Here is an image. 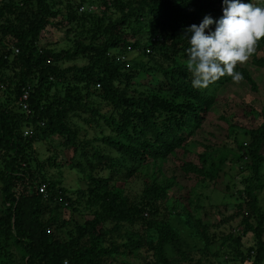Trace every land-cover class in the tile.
I'll return each instance as SVG.
<instances>
[{"label": "trees", "instance_id": "1", "mask_svg": "<svg viewBox=\"0 0 264 264\" xmlns=\"http://www.w3.org/2000/svg\"><path fill=\"white\" fill-rule=\"evenodd\" d=\"M253 2L264 7V0ZM223 8V0H0V264H112L139 251L142 264H196L190 251L179 248L178 231L160 210L169 219L182 218L200 238L201 253L220 240L226 261L264 264V208L256 197L263 185L264 105L262 123L245 133L248 141L237 143L232 155L245 173L243 190L233 200L237 234H209L198 218L199 205L191 213L167 207L173 177H151L137 201L117 186L118 177L127 180L142 167L160 171L157 164L183 149L214 106L216 92L232 81L225 76L207 89H194L185 63V30L205 16L219 20ZM48 26L63 30L66 48L38 44ZM260 52L264 38L250 65L264 67ZM234 71L255 89L245 68ZM53 138L70 158L58 160L54 152L39 157L35 145L54 151ZM199 157L204 165L206 158ZM225 161L211 160L209 166L218 172ZM64 167L80 176L83 187L61 186ZM181 169L200 181L210 177L188 162ZM79 209L89 216L80 223L69 216ZM248 236L250 244L244 245ZM166 247L179 261L166 258Z\"/></svg>", "mask_w": 264, "mask_h": 264}, {"label": "rangeland", "instance_id": "2", "mask_svg": "<svg viewBox=\"0 0 264 264\" xmlns=\"http://www.w3.org/2000/svg\"><path fill=\"white\" fill-rule=\"evenodd\" d=\"M93 8L94 11L95 6ZM38 44L54 50H60L67 46L63 37V30L51 26L46 27L41 32ZM127 55L129 59H132L135 53ZM258 57L262 59L261 62L264 64V52L258 53ZM76 64L79 65L81 62H76ZM238 66L245 68L250 74L255 83V89L250 90L249 86L242 81L227 83L216 92L214 106L206 114L199 129L185 142L183 149L176 150L161 164H157L160 171L147 166L142 167L127 180L118 177L120 183L117 186L123 188V195L130 201H137L140 198L144 182L151 177H155L156 182H163L165 179L173 177L174 185L167 192L168 196L165 203L167 207L174 204L177 207H184L186 211H189L188 213H191L194 207L199 205L198 218L203 224L209 226V234L231 233L235 235L239 232V218L232 219L236 211L233 200L237 198V192L243 190L245 173L239 168L243 163L235 161L232 155L237 154V143L248 141L245 133L256 129L262 123L260 108L264 105V67L250 65L248 60L244 65L238 64ZM50 142L54 148V151L51 152H46L44 146L40 144L35 145L40 158L44 159L52 152L57 155L58 160L70 158V151L62 148L58 144V139L53 138ZM259 152L264 156V143ZM199 156L206 158L204 165L200 162ZM221 157H225L226 161L221 166L220 171L215 172L209 163L211 160L216 162ZM182 162L191 163L196 167L201 166L210 172V177L200 181V178L193 173H184L181 169ZM50 173L54 174L55 170H49ZM261 174L263 185L260 190L256 191V197L258 205L262 209L264 208V161ZM79 177L74 170L67 167L59 170L61 186L67 190L83 187ZM160 214V217L170 220L172 227L178 231L179 248L190 251L191 258L197 262L196 264H239L237 260L235 263L226 261L227 249L221 246L220 240H216L207 246L203 251L205 254L201 253L202 242L200 238L194 231H190L183 225L180 221L182 218L172 216L169 219L164 210H160ZM69 216L72 221L79 223L89 218L87 213L80 209L76 213L75 211L69 213ZM250 240L251 238L248 236L242 239V242L244 245H249ZM143 255V252L139 251L128 257L118 256L115 263L112 264H142L140 256ZM165 256L170 260L179 261L178 254L170 247H166ZM181 264H187V262Z\"/></svg>", "mask_w": 264, "mask_h": 264}, {"label": "clouds", "instance_id": "3", "mask_svg": "<svg viewBox=\"0 0 264 264\" xmlns=\"http://www.w3.org/2000/svg\"><path fill=\"white\" fill-rule=\"evenodd\" d=\"M223 4L219 20L205 16L199 25L192 24L184 33L190 44L186 49V69L197 90L207 89L225 76L233 82L242 81L243 74L234 69L245 64L257 41L264 38V7L253 0H223ZM213 23L214 30L210 27Z\"/></svg>", "mask_w": 264, "mask_h": 264}, {"label": "built area", "instance_id": "4", "mask_svg": "<svg viewBox=\"0 0 264 264\" xmlns=\"http://www.w3.org/2000/svg\"><path fill=\"white\" fill-rule=\"evenodd\" d=\"M85 9H86L87 11H90V10H92V9H94V8H93V6H88V7L85 8ZM83 10H84V7H80V8L78 9V12H81V11H83ZM128 49H129V48L127 47L126 50H128ZM16 52H17V51L14 50V53H16ZM145 53H148V49L145 50ZM26 96H27L26 92H23V94H22V96H21V98H20V106H21V108H22L23 110L26 109V105L24 104V101L26 100ZM23 135H24V136H27V135H28V132L25 131V132L23 133ZM43 191H44V188H43L42 186H40V187L38 188V193L42 194Z\"/></svg>", "mask_w": 264, "mask_h": 264}]
</instances>
